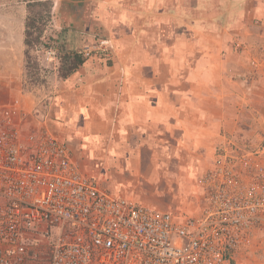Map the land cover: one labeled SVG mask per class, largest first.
I'll list each match as a JSON object with an SVG mask.
<instances>
[{
  "label": "crops",
  "instance_id": "crops-1",
  "mask_svg": "<svg viewBox=\"0 0 264 264\" xmlns=\"http://www.w3.org/2000/svg\"><path fill=\"white\" fill-rule=\"evenodd\" d=\"M51 15L53 30L63 27L72 41L68 50L81 40L112 46L106 59L90 58L66 79L53 67V117L70 139L121 151L153 191L185 189L183 160L212 155L222 135L241 130L242 113L264 111V100L249 99L264 96V69L253 68L264 64V0H59ZM0 17V92L19 101L23 127L26 97H35L21 89L26 17L16 30L3 9ZM53 117L44 123H57ZM160 195L135 203L161 209ZM247 255L238 251L235 264Z\"/></svg>",
  "mask_w": 264,
  "mask_h": 264
},
{
  "label": "built area",
  "instance_id": "built-area-1",
  "mask_svg": "<svg viewBox=\"0 0 264 264\" xmlns=\"http://www.w3.org/2000/svg\"><path fill=\"white\" fill-rule=\"evenodd\" d=\"M99 39L76 53L108 57ZM58 62L56 41L35 46ZM19 101L0 106V264H235L264 222V142L223 137L200 177L203 207L177 216L111 194L85 177L63 141L20 125Z\"/></svg>",
  "mask_w": 264,
  "mask_h": 264
},
{
  "label": "rangeland",
  "instance_id": "rangeland-1",
  "mask_svg": "<svg viewBox=\"0 0 264 264\" xmlns=\"http://www.w3.org/2000/svg\"><path fill=\"white\" fill-rule=\"evenodd\" d=\"M27 1L38 0H0V9L4 10V21L10 28H12V30H16L18 28L20 20L22 19V13L25 15V17L28 16L27 9L24 7L26 4L24 2ZM55 1L58 2L59 0H52V4ZM44 13V8L42 6H35L31 8V14H29V16L32 18L37 16V14L45 15ZM1 19L2 18L0 17V20ZM50 20L52 21L51 18ZM37 25L41 26L40 23H37ZM52 25L53 24L50 22L47 24L43 32L42 39L45 41H56L58 43L59 55L60 47L65 49L64 52H71L75 51L74 47L81 49L89 45L87 44V40H81L82 47H79L81 44L78 46H73V44H71V48L69 47L70 49L68 50L67 45L70 44V42L72 43V41L69 39L67 31L62 27L59 32H55L56 30H53L54 28ZM262 35L264 39V31H262ZM260 48L261 47H259L258 52H260L261 58L264 60V47L262 46V48ZM30 56L32 57V60L33 58H37L36 54H34V50L30 51ZM96 58L97 60L106 59L104 57L100 58L99 56ZM58 63L59 59L58 62L48 65V67L47 65H41L38 62L37 69L32 70V72H29V74H27V71L24 68V74L21 80V89L27 94L31 93L35 95V97H30L29 95L26 97V106L24 109V113L26 114H24L23 129L28 132L44 131L66 143L70 153L73 155L74 152L75 154V157H73L72 160L77 165L80 172L85 177L94 180L100 185L101 188L111 194L124 197L134 202L136 199H151L153 196L161 194L160 198L158 197L155 199L156 203L159 204L160 207L162 206V208L156 209L169 211L177 216L198 215L203 207L204 196L202 189L200 188L201 184L199 181L201 174L207 167H209L212 155H210V153L206 154L205 159L203 160L193 159L182 161L183 163H186L187 171L186 173L183 172V175H180V177L183 179L182 181H184V184H186L185 189H179L176 187L175 189H170L169 192L153 191L157 189H154L155 187L153 185H150L148 182H146V177L144 178L142 176H135L128 168H126L127 161L120 159L121 156H119L121 151L117 152L119 154L118 155L111 150L106 152L102 151L100 148L102 146L101 144L100 147H98L96 144H88L87 146L86 143L82 144L77 140L74 141L72 138L70 139L68 137L70 130L65 127L63 122H61L62 119L59 117H53L55 114L53 108L50 107L54 102L51 101L53 94L52 89H50V78H53V67H59ZM263 65L259 63L254 65L253 68H255L257 71V68L259 67L258 70L262 71L261 68L263 67L264 69ZM35 81H38V83ZM249 99L252 102H255L256 100L263 101L264 96H257L254 94L250 96ZM12 101V97H9L8 94H3L0 92V106L8 105L9 103H12ZM58 104L59 101L57 105ZM54 105L55 104H53V106ZM252 108L253 110L251 113H242L241 120L244 124L241 130H238L237 132L232 131V133H225V135L222 136H236L239 140L251 147L264 142V130L259 128L262 125L261 123L264 122V111L259 112L255 107ZM49 111H51L50 114ZM51 117H53L54 121L57 123H50V121L44 123V119H51ZM251 121L256 123L257 126L254 125L255 128L257 127L256 129H253V127L250 126ZM222 140L223 139H221V141ZM43 250L44 249L41 251L40 264H47V251ZM238 251H247L248 255L245 264H264V222H262L254 230L253 235L247 245L241 247Z\"/></svg>",
  "mask_w": 264,
  "mask_h": 264
},
{
  "label": "trees",
  "instance_id": "trees-1",
  "mask_svg": "<svg viewBox=\"0 0 264 264\" xmlns=\"http://www.w3.org/2000/svg\"><path fill=\"white\" fill-rule=\"evenodd\" d=\"M35 6H42L45 15L37 14V16L31 18L29 14H31V8ZM52 6V0L27 1L26 3L28 16L26 17L24 25V68L27 71V74L32 72V70L37 69V59L33 58L32 60L30 51H33L35 46L41 42L43 32L47 24L50 22ZM37 23H40L41 26H38ZM64 51L65 49L60 47L58 76L61 79H66L76 72L86 61V58L78 55L76 50L71 52ZM35 82L38 83V81Z\"/></svg>",
  "mask_w": 264,
  "mask_h": 264
}]
</instances>
